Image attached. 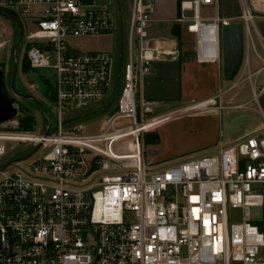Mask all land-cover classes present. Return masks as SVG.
Listing matches in <instances>:
<instances>
[{"label":"built area","instance_id":"2783aa9c","mask_svg":"<svg viewBox=\"0 0 264 264\" xmlns=\"http://www.w3.org/2000/svg\"><path fill=\"white\" fill-rule=\"evenodd\" d=\"M210 8L218 11V0L179 2L174 23L192 38L191 59L221 67L222 27L238 20L244 55L235 79L255 85L264 71L258 30L264 13L241 0L238 17L201 18V9ZM154 12V0H130L124 24L119 0H0V16L16 29L15 36L0 26V51L7 47L16 75L23 62L30 72L47 70L39 78L49 86L36 97L43 111L39 125L21 131L24 114L17 109L14 119L0 125V159L14 151L9 143L35 150L27 160L0 167V264H264V227L250 216L252 208H264V134L147 172L146 133L211 109L201 102L154 115L161 104L139 97L153 64L177 63L181 54L149 37ZM18 27L19 42L25 41L19 63L13 50ZM118 27L115 79V55L76 41L113 35ZM250 51L262 65L253 73ZM113 103L99 123L82 122ZM44 105L52 106L54 127ZM21 162L26 165L8 170Z\"/></svg>","mask_w":264,"mask_h":264},{"label":"rangeland","instance_id":"374dc122","mask_svg":"<svg viewBox=\"0 0 264 264\" xmlns=\"http://www.w3.org/2000/svg\"><path fill=\"white\" fill-rule=\"evenodd\" d=\"M157 0H155L156 2ZM102 2V1H101ZM106 1L102 2L105 3ZM129 2L130 0H119V9L123 16V23L125 24V21L129 18L127 14L129 15ZM248 7L252 8L253 12H256L258 14L264 13V0H245ZM261 4V5H260ZM158 3L156 2V6ZM262 6V7H261ZM116 9V6H112V9ZM240 9H241V0H221V7H220V14L219 17H222L224 15V11H231V14L229 17H238L240 15ZM217 14L215 11H206L201 9V18H211L215 17ZM191 14L186 13L185 17H190ZM234 24H240V21L236 20L233 22ZM4 29H9L14 32V35L16 36V29L15 25H12L10 22H8L5 18L0 16V26L4 25ZM174 24L169 23L165 24L164 26H161V30L158 31L159 34H164L167 38L173 39L171 35H168L169 30ZM169 29V30H168ZM181 33H183V30H181ZM15 36L13 39V44L16 42ZM164 37V38H166ZM175 39V38H174ZM181 40V37H180ZM179 40V42H180ZM175 41V40H174ZM177 42V41H176ZM182 42L187 46H191L192 39L188 36L184 35ZM78 45H81L84 49L89 51H109L111 54L116 56L115 64H114V76L115 79H117V56L119 54V44H120V36H119V27L117 28V32H115L113 35L105 36V37H89V38H83L76 41ZM25 45V41L22 38L21 41L17 44L15 49V58L17 63H19L20 58L22 55H24L23 49ZM254 45L257 51L263 55V52L261 51V48L257 42V39L254 37ZM7 47L3 48L0 51V65L4 67L3 71V84L4 88L8 92L9 96L13 100V106L15 109H17L20 113L22 112L24 115H32L35 119V122L37 125L38 123H41L40 119V110L38 107L39 102L37 101V98L39 96V93L42 92L41 85L39 83V75H45L48 74L47 70H39L38 72H29L28 74L25 73L22 69V72H17V75L14 78L13 87L12 89L9 86V83L11 81V75L13 71V61L12 59L7 58ZM182 50H190L189 48L182 49ZM189 53V52H188ZM249 63H250V69L251 72H255L258 69L260 70L262 68L261 63L256 58L255 54L250 51L249 53ZM152 68H157L159 70L163 71H172L175 73V80H165L161 81L162 79L157 78L154 79L153 82V89L151 91L150 96H152L155 101H158V103H161L160 108L155 110L154 115L175 110L181 107L179 104H175L174 101L178 99V79L177 74L178 66L174 64H170L167 62L164 63H155L153 64ZM255 70V71H254ZM232 82H226L223 79L220 81V92L222 93L225 91L226 88H228ZM120 85V82H119ZM31 86L34 87L33 90H31ZM37 87V88H36ZM264 87V71H262L257 78V81L255 83L254 91L257 95V99H254L252 89L247 81L242 82L240 85H238L235 89L231 90L224 96H222L220 102L223 106H239V105H246V108L241 110H222L218 115L213 114H206L205 116H197L191 118V119H202L200 120V126L198 128H189L188 130H185V135L181 137L173 136L170 138V141L172 144L176 145H190L194 140H196V137L204 136L206 134L209 135V131L218 133V137L222 143H225L226 146H232L240 141H242L245 138L252 137V136H258L260 134H264V119L261 115V113L264 116V90L262 89ZM33 93V96L31 95ZM23 96V98H19L16 95ZM30 97V98H25ZM232 99V100H231ZM114 103L112 106L100 113L97 112V114H92L87 116L86 118L82 119V122L88 124L92 122L93 124L99 123L103 117L108 114L110 109H112ZM51 105L46 106L44 105V109L46 110V114L48 118L51 120L52 127L55 126V114L51 110ZM170 113V112H167ZM167 113L163 114L166 115ZM188 120V119H187ZM204 120V123H202ZM206 127V129L204 128ZM209 127V129H207ZM10 131V129H7ZM35 130V129H34ZM36 131V130H35ZM45 133V132H44ZM149 133V132H148ZM146 133V135L148 134ZM8 147H13V152L7 154L5 157L0 159V167H3L4 165L10 163L12 160H21L28 156V154L31 152V147L27 144H21V143H9ZM217 150L210 153H191L186 154L180 157H174L170 158L168 160L159 162L158 164L154 165H148L146 167L148 173H156L161 172L169 167L175 166L177 164L192 160L201 158L207 155H211L216 153ZM37 155V154H36ZM35 157V156H34ZM26 163H18L16 165H12L8 167V170H15L21 167H24ZM237 216V215H236ZM250 216L253 221V224L264 227V208H252L250 210ZM262 231V230H261ZM264 233V230H263ZM259 256L264 260V247L260 249Z\"/></svg>","mask_w":264,"mask_h":264},{"label":"crops","instance_id":"0c3cea01","mask_svg":"<svg viewBox=\"0 0 264 264\" xmlns=\"http://www.w3.org/2000/svg\"><path fill=\"white\" fill-rule=\"evenodd\" d=\"M156 2L158 5L156 6ZM155 3V12L153 18L155 23L150 26L149 37L153 40H157L164 45L168 46L170 49L180 51L179 61L177 63H170L178 66V99L174 101L175 104L181 105L178 109L167 111L174 112L180 111L188 108L189 106L197 103L204 102L207 106H211V109L208 112H198V113H188L180 115L174 119L165 121L155 129L151 130L147 135L145 134L142 140L143 147V160L146 166L158 164L159 162L168 160L174 157H180L186 154H191L195 152L200 153H210L215 150H219L222 147H225V143H222L218 137V133L213 134L209 131V135L196 137L190 145H176L172 144L170 138L173 136L181 137L185 135V130L189 128H198L200 126V120L205 119H191L195 116L197 118L200 116H205L206 114L218 115L222 110H241L246 108V105L239 106H223L220 102L222 96L235 89L242 82L247 81L254 91L255 85H252L250 81L241 79V81L234 80L232 84L225 89L222 93L220 92V81L222 77V66L218 67L215 64L207 65H198L191 59V49L192 47H187L183 42V36L188 35L184 28L180 26V45L176 42V39L171 35L170 30L168 35H171L173 39H169L165 36V33L159 34L158 31L161 30V26L165 24H176L174 20L179 17V2L180 0H157ZM261 5V4H260ZM221 7V0H218V11H215L214 8L206 9V11H215L216 16L219 17ZM262 7V6H261ZM231 11H224V15L220 18H234L229 17ZM211 17V18H215ZM210 19V18H208ZM160 29V30H159ZM183 30V33H181ZM166 37V38H164ZM192 39V38H191ZM175 40V41H174ZM189 48L190 50H182ZM256 49V48H255ZM257 50V49H256ZM189 52V53H188ZM258 52V51H257ZM258 54H260L258 52ZM261 55V54H260ZM169 63V62H167ZM255 71V70H254ZM154 75L145 79L138 90V95L147 102H158L152 99L150 96L153 89L154 79L160 78L161 81L165 80H175V73L172 71H161L157 68H153ZM252 83L254 79L252 78ZM257 79L255 80L256 83ZM264 88V87H263ZM263 92V91H261ZM232 100V99H231ZM256 100V99H255ZM161 104V103H160ZM160 108V107H159ZM158 108V109H159ZM157 110V109H156ZM167 112H163L157 115H163ZM263 119L264 116L261 113ZM188 119V120H187ZM204 123V120L203 122ZM206 129V127H204ZM209 129V127H207ZM151 135H155L157 138V143H147L145 140L150 138ZM149 136V137H148ZM147 137V138H146Z\"/></svg>","mask_w":264,"mask_h":264},{"label":"water","instance_id":"95a60500","mask_svg":"<svg viewBox=\"0 0 264 264\" xmlns=\"http://www.w3.org/2000/svg\"><path fill=\"white\" fill-rule=\"evenodd\" d=\"M12 21L15 23V20ZM258 30L264 39V24L258 25ZM20 37H21V32L18 27L17 41L13 47V50L16 48L20 40ZM221 37H222V77L223 80L226 82H233L239 73L244 55L242 27L239 24H234V23L224 26L222 27L221 30ZM15 76H16V66H15V61L13 60V71L11 75V81L9 83L11 89L13 87ZM16 96L19 98H23V96H19V95ZM25 98H30V97H25ZM38 107L40 113H42L43 112L42 106L38 104ZM15 116H16V109L13 107L12 98L9 96L8 92L4 88L3 74L2 71L0 70V125L14 119ZM34 152L35 150L31 152V154H29L26 158L21 160H15L12 163H16L22 160H27Z\"/></svg>","mask_w":264,"mask_h":264},{"label":"trees","instance_id":"16d2710c","mask_svg":"<svg viewBox=\"0 0 264 264\" xmlns=\"http://www.w3.org/2000/svg\"><path fill=\"white\" fill-rule=\"evenodd\" d=\"M170 33L176 39L178 44L180 45V42H179V40H180V26L177 24L173 25L170 29ZM23 71L27 74L30 72L28 67H27V64L25 62H23ZM39 83H40L41 89H42L41 93L43 95L46 94V91L49 90V86H48L47 82L42 80V78H39ZM19 124H20V130L21 131H31L33 129V125L35 124V119L32 115L27 114V115H24L22 118L19 119ZM145 141L147 143L149 142L152 144H156L157 138L155 135H151L150 138L146 139Z\"/></svg>","mask_w":264,"mask_h":264}]
</instances>
